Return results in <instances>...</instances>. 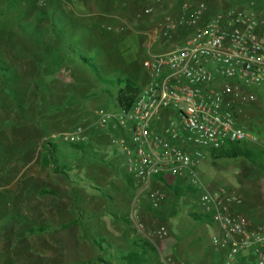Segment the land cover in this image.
<instances>
[{"label": "rangeland", "instance_id": "374dc122", "mask_svg": "<svg viewBox=\"0 0 264 264\" xmlns=\"http://www.w3.org/2000/svg\"><path fill=\"white\" fill-rule=\"evenodd\" d=\"M189 2H205L210 12L229 5L264 12V0H150L142 6L136 0H0V66L7 70L0 74V264H97L100 257L116 264L122 252L134 249L130 234L145 236L158 248L157 261L152 258L150 263H224L212 243V227L206 219L191 216L202 213L198 189L179 199L163 186L165 200L151 207L149 193L128 170L116 144L129 139V131L100 129L98 124L100 111L117 109L115 98L104 93L89 66L79 60L80 53L93 56L102 74L129 75L145 86L143 62L150 50L160 49L163 18L177 17ZM149 7H154L152 14H147ZM79 28L82 39L72 41ZM73 42L76 51L80 47L77 53L71 50ZM254 97L246 122L239 124L259 140L264 90ZM74 131L91 144L87 153L68 145L65 134ZM48 143H56L59 151L45 165ZM206 162L197 167V174L207 189H217L222 162ZM228 169L223 175L230 172L232 184L240 178L239 171ZM130 179L137 185L134 198ZM152 189L161 188L154 184ZM43 190L56 194L42 195ZM116 202L125 214L137 208L134 229L111 218L110 213L120 210ZM78 213L85 215L82 228L75 235L73 228L64 231V222ZM47 224L51 227L46 233H29L33 225ZM162 227L168 231L166 238L158 234ZM94 232L96 240L107 238L113 244L112 253H106L104 241L97 240L100 245L93 247L86 236Z\"/></svg>", "mask_w": 264, "mask_h": 264}, {"label": "built area", "instance_id": "2783aa9c", "mask_svg": "<svg viewBox=\"0 0 264 264\" xmlns=\"http://www.w3.org/2000/svg\"><path fill=\"white\" fill-rule=\"evenodd\" d=\"M181 10L163 18L160 49L150 50L143 62L147 82L131 109L100 111L98 124L129 131L130 138L116 144L152 208L166 198L154 184L187 181L201 193L202 213L223 264H264V231L249 230L245 218L231 212L241 197L207 189L197 174L211 152L256 140L239 121L246 120L254 94L264 90V12L249 6L210 14L205 2H189ZM153 12L149 7L147 14ZM65 139L82 143L84 136L74 131ZM137 214L135 208L132 219ZM158 234L168 237L165 227Z\"/></svg>", "mask_w": 264, "mask_h": 264}, {"label": "crops", "instance_id": "0c3cea01", "mask_svg": "<svg viewBox=\"0 0 264 264\" xmlns=\"http://www.w3.org/2000/svg\"><path fill=\"white\" fill-rule=\"evenodd\" d=\"M121 6H123V3H121ZM125 6H127V3H125L124 7ZM256 128L258 127L255 126L252 129L257 130ZM262 133L263 134H261V137L259 140H257V138L256 140H246L237 145V147L240 150L248 152L249 157H246L245 155H241V156H238L237 158L216 159V158H213L212 155L210 154L205 158V160H207L206 162L207 165L209 163H216L219 161L222 162L220 169L217 168L218 170L222 171V175L218 174L219 177L222 179L221 181H218L219 185L217 188H222V189H225L226 191H234L235 189L238 193L241 194V197H242L241 203L238 205H233L231 208V212L232 214H238V215L243 216L246 220L245 222H246L247 228L251 231H264V132ZM231 161H234V162H231ZM233 166L237 168V171H239L238 176H240V178L236 182L231 184V182L233 181V178L230 172L223 175V171L224 170L228 171L229 170L228 168L233 167ZM130 181L134 186V189H133L134 193L132 192L133 198H134L135 197L134 195L137 189L135 188V186L137 185L134 183L133 180L130 179ZM157 187H160L161 189L163 188L159 185H157ZM182 188H185V186ZM127 193L130 196V192H127ZM189 193L191 192H187L186 195H188ZM185 196H182L179 199ZM176 198H178V196ZM144 203L149 208V204H147L146 201H144ZM114 205L118 207V202H116ZM127 207H128V204H127ZM118 208L120 209V207ZM123 210L124 209H120L118 213H110L111 218L115 216L116 218H113L115 221H118L120 224H125V225L130 226L129 229L131 230L134 229V226H135L133 222L134 219H132L130 212L129 214H125L126 211L124 213ZM80 211H83V210L80 209ZM83 214L84 213H78V215L75 216L74 219H71L70 222H66V223L64 222V228H65L64 231L68 230L69 228H73L72 234L73 235L77 234V232L82 228L81 226L84 224V221H85V215L83 216ZM93 234H94L93 236H89V237L86 236V238L90 239L92 243H93V240L91 238L93 237L94 239L95 232ZM86 238L84 237V239ZM98 238H102V237H98ZM103 239H104V242H106L107 248H108L106 249V253H112L113 244L111 242H107V238H103ZM141 241L149 242L154 247H156L153 244V242L150 241L145 236H131L130 234L131 246H134V249H132V251L139 250L140 248L139 245L142 244ZM93 247L98 248L96 244H94ZM129 252L131 251H128L127 253ZM158 252L152 253L149 255L147 264H161V263L163 264V262L150 263V259L153 258L154 260H156V258H158ZM123 254H126V252H122L116 258V261H115L116 264H124L123 262L119 260V258H121ZM101 259L109 262V264H114L113 262L106 260V258H101Z\"/></svg>", "mask_w": 264, "mask_h": 264}, {"label": "trees", "instance_id": "16d2710c", "mask_svg": "<svg viewBox=\"0 0 264 264\" xmlns=\"http://www.w3.org/2000/svg\"><path fill=\"white\" fill-rule=\"evenodd\" d=\"M136 2H139L140 6L145 5V4H150L149 3L150 0H136ZM231 7L232 5L228 6V8H231ZM209 13L212 14L214 12L209 11ZM73 26L74 25L72 24V27ZM76 31H78L79 36L78 38L76 36V39L73 38L72 41L73 40L79 41L82 39V36L84 35V32L82 31L81 28H79ZM87 33L88 35H90L89 34L90 30L88 28H87ZM101 35L104 36V34H101ZM74 44L75 43L73 42V44L70 47H71V50H73V52L77 53L80 47L76 51L75 48H73ZM79 57H80L79 59L80 64L88 65L89 69L92 71V73H94L95 77L99 80L100 85L104 87V89L106 90L104 93L111 94V96L115 98V101L120 108H123L126 110L131 109V107L133 106L135 102L137 95L139 94L141 90L139 83L134 81L129 75H124V76L117 75L114 77V74H111L110 71L107 74L105 73L106 75H104L100 72L101 70L104 71V69H101L97 64L93 63L95 60L93 56H88L86 54L80 53ZM4 68H5V65H3V67L0 66V74L7 72V70H4ZM244 121L246 122V120ZM67 143L68 145L71 146L72 149L80 151L82 153H87L88 147L91 146L89 142H82V143L67 142ZM238 144L239 143L231 144L220 150L213 151L211 152V155L213 158H216V159L237 158L238 156H241V155H245L246 157H249L248 152L242 151L237 147ZM48 145L51 147L50 148L45 147L46 152L43 153V163L45 165H49L51 163L52 158L55 157L54 153L56 151H59L57 148H54L56 147V143H50V144L48 143ZM64 169H66V166H64ZM67 173L68 172L64 170V174H67ZM167 185L178 196V198L185 196L187 192L193 193L194 191H196L191 186H186L185 188H179V187H174V185H171V184H167ZM41 194L42 195L56 194V192L52 190H43ZM191 216L196 221H202L203 220L202 218L207 219L208 217L207 215L203 213H198V212L192 213ZM50 227L51 226L49 224L44 225V226L33 225L30 228L29 233L30 234H43V233H46L50 229ZM91 239L93 240V243L96 244L97 246L100 245V242L104 241V239H101V238H97V240H100V242H98L95 238L93 239V237ZM141 243L142 244L139 245L140 247L139 250H133L129 253L123 254L121 258H119V260L123 262L124 264H147L149 255L152 253H157L158 248L154 247L151 243L146 242V241H141ZM97 263L98 264H109V262L104 261L101 258L98 259ZM240 264H243V263H240Z\"/></svg>", "mask_w": 264, "mask_h": 264}]
</instances>
